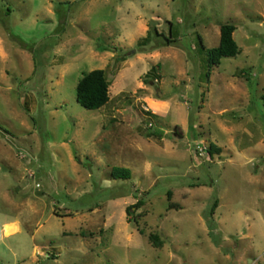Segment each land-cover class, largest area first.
I'll list each match as a JSON object with an SVG mask.
<instances>
[{
    "label": "rangeland",
    "instance_id": "rangeland-1",
    "mask_svg": "<svg viewBox=\"0 0 264 264\" xmlns=\"http://www.w3.org/2000/svg\"><path fill=\"white\" fill-rule=\"evenodd\" d=\"M223 24L240 53L210 66ZM263 95L264 0H0V264L261 262Z\"/></svg>",
    "mask_w": 264,
    "mask_h": 264
},
{
    "label": "trees",
    "instance_id": "trees-1",
    "mask_svg": "<svg viewBox=\"0 0 264 264\" xmlns=\"http://www.w3.org/2000/svg\"><path fill=\"white\" fill-rule=\"evenodd\" d=\"M10 10V9H9ZM236 31V26L234 24H223L220 27V42L217 47L212 49H206L202 38L199 37V45L202 50H206L207 59L210 66H217L221 63V60L226 57L234 58L239 55L240 49L237 42L234 39V32ZM149 37L143 39L139 44L141 46H146L149 43ZM177 43V39H166V45L171 46ZM21 46L29 49L28 46ZM155 69L153 68L147 75L150 77L154 75ZM209 76V73H208ZM109 88L110 83L107 80L104 70H93L86 74L78 83L76 87V101L88 111H96L103 108L109 102ZM264 100V95H263ZM1 128V125H0ZM145 136L149 139H164L166 135L162 132L155 131L153 129L146 130ZM173 136H178L177 132L173 133ZM132 172L128 168L114 167L111 172V177L115 180H129L131 179ZM168 200L171 201V193L168 194ZM219 200L213 201L209 211L205 214V219L208 221L210 230H214L216 225L213 220V215L218 207ZM138 207L144 205L143 201L138 202ZM173 204H169V209H172ZM130 211V210H129ZM128 211V212H129ZM142 232V230H141ZM143 233V232H142ZM150 240L157 245H161L160 239L151 235Z\"/></svg>",
    "mask_w": 264,
    "mask_h": 264
},
{
    "label": "flooded vegetation",
    "instance_id": "flooded-vegetation-1",
    "mask_svg": "<svg viewBox=\"0 0 264 264\" xmlns=\"http://www.w3.org/2000/svg\"><path fill=\"white\" fill-rule=\"evenodd\" d=\"M252 262V260H251ZM256 264H264V259L261 262H257Z\"/></svg>",
    "mask_w": 264,
    "mask_h": 264
}]
</instances>
